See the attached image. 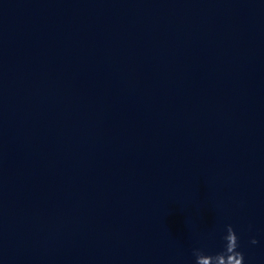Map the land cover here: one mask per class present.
Instances as JSON below:
<instances>
[{
  "label": "clouds",
  "instance_id": "obj_1",
  "mask_svg": "<svg viewBox=\"0 0 264 264\" xmlns=\"http://www.w3.org/2000/svg\"><path fill=\"white\" fill-rule=\"evenodd\" d=\"M223 248L221 251L210 253L204 248H193V264H244V254L239 251V237L231 224L225 225L223 235ZM251 244L258 241L253 238Z\"/></svg>",
  "mask_w": 264,
  "mask_h": 264
}]
</instances>
